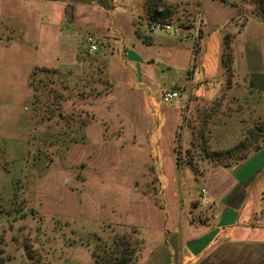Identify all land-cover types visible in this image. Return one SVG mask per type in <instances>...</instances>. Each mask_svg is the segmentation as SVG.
<instances>
[{
	"label": "rangeland",
	"instance_id": "374dc122",
	"mask_svg": "<svg viewBox=\"0 0 264 264\" xmlns=\"http://www.w3.org/2000/svg\"><path fill=\"white\" fill-rule=\"evenodd\" d=\"M242 1L248 14L258 11L256 0ZM184 2L191 14L198 11L197 0ZM183 16L178 12L168 24L184 22ZM142 28L144 41L151 40L146 22ZM196 32L192 51L177 57L183 64L192 59L189 71L162 62L153 85L138 83L132 65L116 56L115 43L99 45L94 38L98 51L89 53L91 34L77 44L75 58L54 59L51 43L36 53L0 51V264H96L117 256L116 262L155 264L156 257L147 256L168 213L179 229L190 200L200 201L192 211L208 207L202 199L207 182L215 187L214 171L223 167L206 150L239 142L264 120V100L249 93L243 75L221 79L215 30L200 46L206 66L193 74ZM206 76L221 81L218 95L184 105ZM162 88L180 99L163 104ZM215 242L208 260L247 264L234 260L247 242Z\"/></svg>",
	"mask_w": 264,
	"mask_h": 264
},
{
	"label": "crops",
	"instance_id": "0c3cea01",
	"mask_svg": "<svg viewBox=\"0 0 264 264\" xmlns=\"http://www.w3.org/2000/svg\"><path fill=\"white\" fill-rule=\"evenodd\" d=\"M197 1L198 11L192 14L183 8L189 5L184 0L163 1L174 10L171 20L182 12L185 21L172 23L168 32L148 33L151 40L147 45L142 26L147 23L149 0H0V51L36 53L42 45L43 51L49 49V45L44 47V44L51 43L54 59L75 58L77 44L91 34L96 41L100 40L99 45L115 43L116 56L124 64L132 65L138 83L153 85L157 65L162 62L167 67L183 64L180 61L183 56L177 57L181 50L192 51L193 30H197L195 37L199 43L198 53H194L198 63L195 58L193 74L197 67H205L206 56L200 46L210 36L208 31L215 30L218 44L214 56L221 79L226 77L228 81L237 74L243 75L249 93H259L264 100V21L243 10L242 0H226V4L221 0ZM236 20L243 21L241 27ZM227 35L232 40L231 63L226 70L222 67V50ZM62 52H74V55L57 54ZM191 60L188 57L182 67L189 71ZM218 83L221 81H209L207 76L196 82V92L187 96L184 105L194 98L204 101L215 98ZM229 84L227 88L223 84V91L230 88ZM209 89L214 90L210 92L212 95ZM182 102L173 105L181 106ZM214 175L215 187L207 182L208 194L202 198L208 207L201 214L194 212L189 206L193 202L198 205L200 201L190 200L186 210L179 214L180 230L174 229V221L168 213L169 220L154 234L156 240L154 250L147 256L149 261L156 257L155 264L160 261L163 264H215L217 256L208 260L206 252L215 241L225 238L250 245L243 253L239 250L234 260L243 257L242 263L264 264V141L247 159L231 168L216 169Z\"/></svg>",
	"mask_w": 264,
	"mask_h": 264
},
{
	"label": "trees",
	"instance_id": "16d2710c",
	"mask_svg": "<svg viewBox=\"0 0 264 264\" xmlns=\"http://www.w3.org/2000/svg\"><path fill=\"white\" fill-rule=\"evenodd\" d=\"M254 3L257 6L258 11L254 13L258 18L264 21V0H256ZM174 14V10L171 5L163 2V0H149V6L146 10V20L148 29L152 22L170 23ZM151 32V31H150ZM232 37L227 35L224 38L223 50H222V67L229 69L231 63V43ZM145 42V41H144ZM145 44H150L149 40H146ZM264 141V120H260L250 128L244 137L237 142L232 148L225 151H217L206 153L212 161H215L216 165H220L223 168H231L234 165L247 159L253 152L259 150ZM118 256L112 260H103L96 264H127L126 260L117 261Z\"/></svg>",
	"mask_w": 264,
	"mask_h": 264
},
{
	"label": "built area",
	"instance_id": "2783aa9c",
	"mask_svg": "<svg viewBox=\"0 0 264 264\" xmlns=\"http://www.w3.org/2000/svg\"><path fill=\"white\" fill-rule=\"evenodd\" d=\"M170 30L171 26L168 23L152 22V24L150 25L151 32H168ZM86 41L89 53L93 54L98 51V46L94 37L89 36L87 37ZM159 95L161 97L162 103L166 105L171 104L172 101L180 99V94L177 91L166 88H162L159 92ZM203 193H205V191H203Z\"/></svg>",
	"mask_w": 264,
	"mask_h": 264
}]
</instances>
